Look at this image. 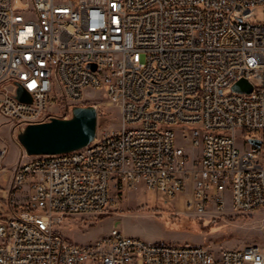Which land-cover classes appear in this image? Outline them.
Returning <instances> with one entry per match:
<instances>
[{
  "label": "built area",
  "instance_id": "built-area-1",
  "mask_svg": "<svg viewBox=\"0 0 264 264\" xmlns=\"http://www.w3.org/2000/svg\"><path fill=\"white\" fill-rule=\"evenodd\" d=\"M240 80L250 93L233 91ZM103 87L119 129L73 152L25 155L0 183V264H264L257 244L144 247L116 228L75 244L56 230L107 214L111 191L169 200L188 180L185 205L199 216L264 210V0H0V121L17 134L69 118ZM238 131L250 135L241 146ZM6 156L0 146V173Z\"/></svg>",
  "mask_w": 264,
  "mask_h": 264
},
{
  "label": "rangeland",
  "instance_id": "rangeland-1",
  "mask_svg": "<svg viewBox=\"0 0 264 264\" xmlns=\"http://www.w3.org/2000/svg\"><path fill=\"white\" fill-rule=\"evenodd\" d=\"M259 15V19H262V11H259ZM85 106H95L98 111L97 134L119 129L120 109L110 102L106 88L88 91L83 103V107ZM57 107L63 111L61 105ZM18 134L13 131L10 123L0 121V146L7 149L0 183L6 189L16 165L25 160L26 153L18 142ZM177 137L176 146H180V132ZM249 138L250 135L238 131L239 146L246 144ZM190 155L198 157L199 151L195 150ZM260 160L264 165V145ZM192 185V180H188L184 192L169 200L144 187L118 195L111 191L115 202L107 214L68 217L56 230L67 241L75 244L92 243L116 228L126 236L139 237L150 244L195 245L216 252L253 244L264 248V210L241 214L228 208L220 214L199 216L185 205L192 194ZM27 195L26 190L18 193L16 200L25 202Z\"/></svg>",
  "mask_w": 264,
  "mask_h": 264
},
{
  "label": "water",
  "instance_id": "water-1",
  "mask_svg": "<svg viewBox=\"0 0 264 264\" xmlns=\"http://www.w3.org/2000/svg\"><path fill=\"white\" fill-rule=\"evenodd\" d=\"M233 91L250 93L252 86L240 80ZM18 99L31 101L22 88ZM98 128V111L95 106H75L69 118H51L50 121L28 125L17 136L27 156L57 155L80 150L94 141ZM250 144L260 148L261 141L251 139Z\"/></svg>",
  "mask_w": 264,
  "mask_h": 264
},
{
  "label": "bare ground",
  "instance_id": "bare-ground-1",
  "mask_svg": "<svg viewBox=\"0 0 264 264\" xmlns=\"http://www.w3.org/2000/svg\"><path fill=\"white\" fill-rule=\"evenodd\" d=\"M140 243H142L144 245V247H168V244H162V245L150 244L149 242H147L141 238H140ZM172 247H181V245H173L172 244ZM254 255H255V258L264 259V248L260 247L258 245H255Z\"/></svg>",
  "mask_w": 264,
  "mask_h": 264
}]
</instances>
